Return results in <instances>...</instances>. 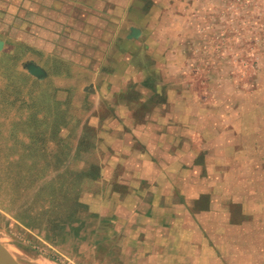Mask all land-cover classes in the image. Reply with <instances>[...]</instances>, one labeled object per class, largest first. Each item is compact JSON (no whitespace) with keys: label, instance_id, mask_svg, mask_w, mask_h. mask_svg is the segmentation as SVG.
Instances as JSON below:
<instances>
[{"label":"rangeland","instance_id":"1","mask_svg":"<svg viewBox=\"0 0 264 264\" xmlns=\"http://www.w3.org/2000/svg\"><path fill=\"white\" fill-rule=\"evenodd\" d=\"M63 1H52L50 35L61 34L67 11L57 9ZM88 2L86 18L102 17L99 26L109 37L117 23L98 16ZM133 3L125 26L141 28L139 39L123 41L121 32L111 48H83L86 55L112 57L102 64L104 76L95 80L73 70L68 79L55 74L47 85L53 92H68L77 104H67V97L63 106L56 101L62 100L59 96L53 101L45 86L39 87V107L54 103L55 111L47 113L65 135L70 133L69 141L45 143L39 131L36 143L6 144V154L22 155L15 162L5 160L4 166L21 173L15 178L27 195L14 191L12 175L6 178L7 189L0 185V242L20 264H264V0ZM23 7L29 8V1ZM81 8L68 9L71 23L86 15ZM85 26L94 46L100 29ZM70 34L80 35L77 30ZM108 71L115 78L109 79ZM96 81L101 95L87 101L82 89ZM99 104L112 108L102 112L103 125L108 121L104 127L61 126L68 119L71 124L94 121L93 108ZM116 119L122 124L134 120L136 126L145 125L144 131L130 124L118 127L115 145L109 133L116 131L110 127ZM83 133L90 137L81 142ZM126 133L135 134L134 142ZM128 150L138 157L149 153L159 169L149 168L133 208L93 205L100 194L106 202L111 199L110 169L104 175L103 166H111V155ZM24 204L28 207L19 209ZM148 215L150 220L141 218ZM127 227L139 231L135 238ZM175 247L182 249L180 263ZM205 248L213 252L197 259ZM163 250L162 263L156 252Z\"/></svg>","mask_w":264,"mask_h":264},{"label":"crops","instance_id":"2","mask_svg":"<svg viewBox=\"0 0 264 264\" xmlns=\"http://www.w3.org/2000/svg\"><path fill=\"white\" fill-rule=\"evenodd\" d=\"M25 1H29V8L23 7V3H25ZM52 1L55 0H0V163L2 162L0 164V185L3 186V190L5 188L7 189L6 178L12 175L13 181L9 180L7 183L10 184L12 181L13 187L15 186L14 191H17V194H20V196L23 192H25V188L20 186V180H16L15 177L21 176V173H15V166L12 169L13 171L9 173L10 169L7 170L8 168L4 166V164L5 160L10 159L15 162L17 159L21 158L22 155L21 153L18 154L17 152L14 153L12 156L6 154L4 150L6 148V144H13V148H15L17 147L16 144H22L23 142L36 143L38 142L37 138L39 131L41 134H43L42 139L45 143H65L68 142L70 138V133L67 132V134L65 135V129H59L58 126H60V122L58 123V121L55 120L52 114H49V112L47 113V111H50L51 113L55 111V109H53L54 103L48 104L44 102L43 104H41L42 106L39 107V87L45 86V95H53V101L55 100L56 96H59L62 100L56 98V101H62L61 105H63V103H65L64 99H67L68 97L67 104L70 105L71 103L75 105L77 103L74 101H70L71 95H69L68 92H53V90L47 88V85L51 83L50 80L54 76H56L55 74H57L58 78L68 79L71 77V71L80 70L81 73L87 74L88 76L92 75L95 80H99L98 77L105 75V73L102 72L103 62L109 60L111 61L112 57L109 54H104V56H96L94 54L86 55L84 53L83 48L96 46H104L107 48H111L117 45L118 35L121 32L123 34L121 38H124L123 41L137 40L143 35V30L139 27H135L133 23L126 24L125 26V21H127V15H130L133 11V0H100L99 2H92L91 0H89L88 7H95V13H97L98 16L104 15L108 20L112 18L111 20L114 21V23H117V26H114L112 28L111 33L107 38L104 33L106 32V30L99 26L102 17H94V14L92 18L90 17V15H88L89 17L86 18L87 14L89 13L87 11V9L89 10V8L85 6L86 0H74V2L73 0H68L72 3V6L75 4H77L79 7L81 6V13L83 15L86 14L85 16H81V18L78 19L77 23L70 22L69 16L71 12H69L68 9L72 8V6L69 7L67 3L65 5L64 0V7L61 6L58 9L56 8L59 11H67L66 19L60 21V24L62 26L61 34H56L57 36H53V34L50 35V29L54 27L51 22V19H53L55 13V8L52 5ZM59 4L61 3L59 2ZM36 14L41 19L36 18V20H34ZM44 16L46 24H44ZM28 19L30 20V22H27ZM26 23H29L28 26L25 25ZM90 23H92V26L95 29H100V32H98L97 34V39L99 41L98 43L94 42V46H91V42L90 40H87L86 36L87 33L85 25H90ZM49 26H51L50 29ZM133 29H138L141 31V35L138 38H131ZM41 30H46L47 33L43 34ZM76 30L79 32L80 35L79 37L74 38L71 36L70 33L71 31L74 32ZM49 47H54V49L49 50ZM31 63L37 65L45 71V76L43 78H39L30 72V70L27 68V65ZM58 67L65 68L64 71L66 72H60L61 70L54 71ZM106 75H108L109 79L111 80L112 78H115V76L113 75V71H108ZM98 83V81H96V83L93 82V84H88L82 89L84 91L83 93L85 94L83 96H85V99H87V101L89 98L94 99L96 95H101L99 94L101 92H99V88L97 87ZM129 90L127 89L126 92L128 93ZM79 92L81 93V91ZM103 105L104 104H99V106H96L94 108L92 107L94 121L81 122V120H78V123L71 124V120L68 119V121L66 123H63L61 126L69 127L77 125L82 127L89 126L100 128L103 125V121H105V117L102 116V112L108 109L112 110V108L109 107L103 108ZM127 105L128 104L124 106L125 108L129 109L130 107ZM114 107L116 108L117 104H115ZM39 108L40 110L45 111H41L45 113V115H39ZM85 109L87 111V108ZM119 109L120 108L117 107V111ZM107 122L108 121L104 123L103 127L106 125ZM129 124L133 128L135 127L137 129V132L144 131L145 125L136 126L134 120L131 119L124 120L123 124L118 119L110 122V127H114L116 129L113 134L109 133V137L111 135L112 140L115 141V145H117L116 142L119 139V136L121 135L118 127H128ZM55 127L58 128L56 130L57 133L54 132ZM125 131L128 132L127 129H125ZM82 135L83 136H81L80 139L81 142L86 141V136L90 137L84 133ZM125 137L127 140L129 138L133 142L135 140V134L130 135L126 133ZM129 152L134 155V153L129 150L125 154L122 153L120 155L117 153L111 155V166H103V168L105 167V170L102 169L104 175L107 173L106 171L109 172L110 169L109 182L111 185L110 189L112 191L110 195L111 199L106 202L107 198L105 199L104 196L100 194L98 195L96 200H93V205H116L118 207L126 206L127 208L134 207V203L137 200L135 197V193L142 184L147 183L145 181L148 180V177L146 175L149 174V168L153 170H158L159 167L158 163L156 164L153 161L154 158L151 157L149 153H142L141 157H138L130 155ZM123 154L125 156H123ZM53 155L55 156V153H51L52 157ZM123 157L125 161L127 160L125 168L122 167L124 160ZM137 176H140L141 179L139 185L136 183L135 180L136 178L139 179V177ZM99 178V181H101L102 178ZM103 180L105 181L106 178L104 177ZM119 190L127 191L129 193H126L127 195H122L119 194ZM26 195L27 194H25V196ZM35 196L37 197V194ZM142 202H145V205L149 207L150 203L148 202V200L142 199ZM142 202L140 203L142 204ZM152 202L155 206H159V201L153 200ZM29 203L31 204L29 207L32 208V203ZM0 206H2V204H0ZM27 207L28 206L24 204L22 206H19V209H24ZM116 211L117 210H115V213ZM144 211H146V209ZM141 218H148L150 220L151 215L144 216ZM174 220L175 223L179 222V218H177L176 216L174 217ZM135 228L136 227H127L129 235L133 238L136 237V233H139V231H137ZM145 244L146 243H143V246ZM138 248L140 249L141 247H136V250ZM173 250V255H178L177 262L180 263V255L182 249L175 247L173 248ZM212 252V249L205 248L204 251H201L200 249V251H198L195 255H197V259L199 258V256H205L206 258V256H210L209 254H211ZM166 253L167 252L164 250L162 252H156V255L158 257L157 259L159 261L161 260V262L166 261ZM190 261H192V259ZM190 264H192V262Z\"/></svg>","mask_w":264,"mask_h":264},{"label":"water","instance_id":"3","mask_svg":"<svg viewBox=\"0 0 264 264\" xmlns=\"http://www.w3.org/2000/svg\"><path fill=\"white\" fill-rule=\"evenodd\" d=\"M141 35V31L138 29H133L131 38H138ZM27 68L32 74L39 78L45 76V71L38 67L37 65L31 63L27 65ZM0 264H20L19 261L14 257L11 251L0 242Z\"/></svg>","mask_w":264,"mask_h":264}]
</instances>
